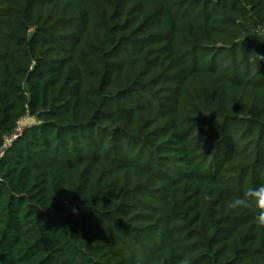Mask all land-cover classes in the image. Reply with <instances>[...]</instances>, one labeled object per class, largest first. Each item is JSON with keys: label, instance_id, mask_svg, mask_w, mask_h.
I'll list each match as a JSON object with an SVG mask.
<instances>
[{"label": "trees", "instance_id": "trees-1", "mask_svg": "<svg viewBox=\"0 0 264 264\" xmlns=\"http://www.w3.org/2000/svg\"><path fill=\"white\" fill-rule=\"evenodd\" d=\"M0 264H264V0H0Z\"/></svg>", "mask_w": 264, "mask_h": 264}, {"label": "clouds", "instance_id": "clouds-1", "mask_svg": "<svg viewBox=\"0 0 264 264\" xmlns=\"http://www.w3.org/2000/svg\"><path fill=\"white\" fill-rule=\"evenodd\" d=\"M255 205L258 209L256 220L264 225V185H260L257 188L253 189L252 195L248 197L237 198L233 201L232 206L236 207H248ZM186 264V262H185Z\"/></svg>", "mask_w": 264, "mask_h": 264}, {"label": "built area", "instance_id": "built-area-1", "mask_svg": "<svg viewBox=\"0 0 264 264\" xmlns=\"http://www.w3.org/2000/svg\"><path fill=\"white\" fill-rule=\"evenodd\" d=\"M25 119H29V118H25ZM20 121L17 124V128L15 129L14 133L12 135H10L9 137L5 138L4 140V145L3 147L0 149V159L4 156L5 152L7 149H9L12 144L14 143V141H16L23 133V131L25 130V126L23 125L24 120ZM33 121V125L35 124V121ZM32 125L28 126L31 127Z\"/></svg>", "mask_w": 264, "mask_h": 264}, {"label": "rangeland", "instance_id": "rangeland-1", "mask_svg": "<svg viewBox=\"0 0 264 264\" xmlns=\"http://www.w3.org/2000/svg\"><path fill=\"white\" fill-rule=\"evenodd\" d=\"M23 125H24L25 127H28V126H30V125H33V121H32V119H25L24 122H23Z\"/></svg>", "mask_w": 264, "mask_h": 264}]
</instances>
